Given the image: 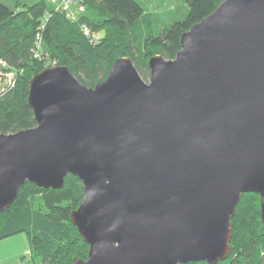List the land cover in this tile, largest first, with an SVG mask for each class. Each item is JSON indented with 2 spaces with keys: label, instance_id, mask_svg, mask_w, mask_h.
Here are the masks:
<instances>
[{
  "label": "water",
  "instance_id": "water-1",
  "mask_svg": "<svg viewBox=\"0 0 264 264\" xmlns=\"http://www.w3.org/2000/svg\"><path fill=\"white\" fill-rule=\"evenodd\" d=\"M155 55L146 81L120 57L95 86L66 66L30 79L37 125L0 132V212L27 181L85 193L71 220L89 245L72 264L227 259L244 193L264 222V0H224Z\"/></svg>",
  "mask_w": 264,
  "mask_h": 264
},
{
  "label": "trees",
  "instance_id": "trees-1",
  "mask_svg": "<svg viewBox=\"0 0 264 264\" xmlns=\"http://www.w3.org/2000/svg\"><path fill=\"white\" fill-rule=\"evenodd\" d=\"M49 1L54 7L47 0H0V132L37 125L28 100L30 79L45 68L66 66L80 82L95 86L115 60L130 57L147 80L150 58H176L182 34L224 0H186L185 17L167 24L162 20L169 11L156 13L150 0H78L83 12L78 7L57 10L61 0ZM9 72L15 74L13 86L6 83ZM84 193L83 182L73 174L62 188L27 181L14 203L0 212V240L26 233L35 264H72L74 257H86L89 245L71 220ZM256 196L242 195L232 218L230 253L216 264H264V222Z\"/></svg>",
  "mask_w": 264,
  "mask_h": 264
},
{
  "label": "rangeland",
  "instance_id": "rangeland-1",
  "mask_svg": "<svg viewBox=\"0 0 264 264\" xmlns=\"http://www.w3.org/2000/svg\"><path fill=\"white\" fill-rule=\"evenodd\" d=\"M21 1L23 3L33 4L40 0H21ZM47 1L51 7H54L55 3H52L49 0ZM150 1H151L150 8L151 10L156 11V13L162 15L164 11H169V14H166L164 16V19L162 20L164 24L171 23L174 17L184 18L185 12L188 9L186 0H150ZM149 80L150 77L146 81ZM259 197L256 196L254 201H256ZM88 252H87V256H88ZM0 255H2L3 257H7L6 260L4 261V264H35L34 263L35 259L32 256L28 236L24 232L0 240ZM87 256L86 257L80 256V257L87 259Z\"/></svg>",
  "mask_w": 264,
  "mask_h": 264
},
{
  "label": "built area",
  "instance_id": "built-area-1",
  "mask_svg": "<svg viewBox=\"0 0 264 264\" xmlns=\"http://www.w3.org/2000/svg\"><path fill=\"white\" fill-rule=\"evenodd\" d=\"M51 1H55V0H51ZM74 7H78L80 9V11H84V6L80 5L78 0H61L57 6H55V9L57 10H69L71 9L73 12L75 11ZM76 15V12L74 13ZM74 16V15H73ZM85 32L86 34H90V30L88 27H85ZM94 36V35H93ZM2 63H4L3 61H0ZM54 66V65H52ZM6 83L9 86H13L15 84V74L12 72H9L6 74ZM0 92H1V79H0Z\"/></svg>",
  "mask_w": 264,
  "mask_h": 264
},
{
  "label": "crops",
  "instance_id": "crops-1",
  "mask_svg": "<svg viewBox=\"0 0 264 264\" xmlns=\"http://www.w3.org/2000/svg\"><path fill=\"white\" fill-rule=\"evenodd\" d=\"M7 257H3L0 255V264H4V261L6 260Z\"/></svg>",
  "mask_w": 264,
  "mask_h": 264
}]
</instances>
